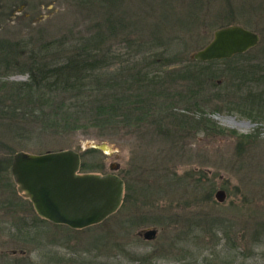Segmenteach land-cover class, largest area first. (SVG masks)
<instances>
[{"label":"rangeland","instance_id":"obj_1","mask_svg":"<svg viewBox=\"0 0 264 264\" xmlns=\"http://www.w3.org/2000/svg\"><path fill=\"white\" fill-rule=\"evenodd\" d=\"M82 2L0 0V81L28 80L6 69L17 50L84 33L92 13ZM114 11L128 26L120 27L119 40L112 43L116 64L136 53L126 41L161 40L165 57H179L182 67L203 72L200 100H208L199 102V109L175 100V111L187 110L195 119L202 114L222 129L253 138L238 148L235 137L205 131L28 135L20 142L30 152L72 150L80 156V174L121 178L123 199L102 223L71 230L38 217L17 191L11 167L8 173L0 169V264H264V120L255 115L264 109L258 103L264 98V0H121ZM228 26L257 34L258 44L230 59L197 61L194 55L214 32ZM12 45L19 48L12 52ZM186 86L180 82L173 90L184 94ZM251 94L255 104L247 100ZM11 136L0 120V165L12 163L18 152L28 153L18 150ZM218 190L226 193L222 203L214 197ZM190 218L195 230L186 227ZM215 220L221 225H213ZM149 229L157 235L145 241L140 232Z\"/></svg>","mask_w":264,"mask_h":264},{"label":"trees","instance_id":"obj_2","mask_svg":"<svg viewBox=\"0 0 264 264\" xmlns=\"http://www.w3.org/2000/svg\"><path fill=\"white\" fill-rule=\"evenodd\" d=\"M81 1L92 13L84 33L71 41L61 39L37 47L29 45L28 51L21 48L24 53L17 50L12 66L10 61L5 62L6 69L28 76L23 82L0 81V120L7 124L11 142L19 145L18 150L41 154L30 152L20 142L28 135L29 138L39 134L62 136L87 131L102 137L129 130L139 132L142 128L155 134H181L187 130L189 134L205 131L220 137L232 136L238 140V148L251 141V135L222 129L202 114L195 119L186 114L187 110L175 111V100L192 103L197 109L199 102L208 100L205 97L200 100L203 72L201 68L182 67L179 57H165L161 40L126 41L128 48L134 47L136 53L127 63L116 64L119 58L111 49L112 43L119 40L120 27L123 30L128 27L124 17L114 11L121 0ZM173 40L176 38L168 44L175 43ZM18 48L12 45L8 49L15 52ZM180 82L187 83L184 94L173 90ZM255 98L251 94L247 100L255 104ZM262 99L258 103L263 107ZM255 115L264 120V109L258 108ZM184 124L189 129H184ZM10 167V159L0 165L6 173ZM185 223L189 230L197 228L192 218ZM213 225L217 227L221 222L215 220Z\"/></svg>","mask_w":264,"mask_h":264},{"label":"water","instance_id":"obj_3","mask_svg":"<svg viewBox=\"0 0 264 264\" xmlns=\"http://www.w3.org/2000/svg\"><path fill=\"white\" fill-rule=\"evenodd\" d=\"M258 42L257 34L240 26H228L215 31L211 42L194 58L201 62L230 59ZM79 169L80 156L72 150L39 155L18 152L11 163L17 191L29 200L37 216L71 230H84L105 221L118 210L124 193V182L118 176L80 174ZM214 197L222 203L226 193L218 190ZM140 235L152 241L157 232L149 229Z\"/></svg>","mask_w":264,"mask_h":264}]
</instances>
